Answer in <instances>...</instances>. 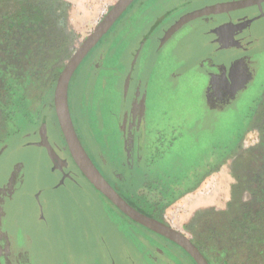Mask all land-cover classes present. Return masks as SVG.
I'll list each match as a JSON object with an SVG mask.
<instances>
[{
  "label": "rangeland",
  "instance_id": "obj_1",
  "mask_svg": "<svg viewBox=\"0 0 264 264\" xmlns=\"http://www.w3.org/2000/svg\"><path fill=\"white\" fill-rule=\"evenodd\" d=\"M19 1L1 0L0 14L16 9ZM62 1L69 52L60 63L58 75L117 0ZM202 1L206 0H194ZM174 2L135 0L123 12L104 36L108 40L103 43L102 38L74 72L69 84L70 108L83 146L103 176L128 198L143 186L153 199L154 193L173 190L177 183L185 191L188 178L198 176L197 170L208 161L214 162L213 170L200 178L194 189L160 210V220L207 245L204 239L210 233L213 236L219 228L228 227L246 207H258L264 197L260 188L254 192L247 187L252 177L258 184L262 179L255 175L259 161L250 164L251 173L247 174L235 162L230 163L238 142L252 144L260 137L259 130L264 139V17L253 25L257 51L235 59L227 55L221 64L190 63L189 49L180 40L170 43L154 65L142 52L134 68V74L139 72L124 103L122 85L133 36L154 13ZM4 47L0 46V55ZM23 81L27 105L22 107L17 100L15 113L7 121L0 120V132L7 137L0 147V264H137L128 259H135L127 246L135 243L133 234L150 236L152 243L163 237L130 221L87 179L81 188L51 187L56 176L49 169L45 152L26 143L34 141L35 135L22 134L33 124L44 128L42 113H38L41 98L45 101L47 97L52 104L55 121L56 82L47 96L38 95L35 82L28 86L29 79ZM259 114L260 122L256 118ZM246 177L250 179L246 181ZM19 185H23L22 192L14 199L11 193ZM262 185L264 188V181ZM39 193L43 218L29 221L26 217L36 211L33 196ZM6 206L9 212L5 222ZM19 208L25 209L24 214ZM195 213L202 216L196 219ZM229 242L230 237L213 239L216 248L226 245L231 249ZM148 250L144 249L145 258L140 263L159 264L149 260ZM180 254L185 259L183 264H194L183 250Z\"/></svg>",
  "mask_w": 264,
  "mask_h": 264
},
{
  "label": "flooded vegetation",
  "instance_id": "obj_2",
  "mask_svg": "<svg viewBox=\"0 0 264 264\" xmlns=\"http://www.w3.org/2000/svg\"><path fill=\"white\" fill-rule=\"evenodd\" d=\"M232 1L234 2L237 1L240 4V6L243 5L245 6L233 10H225L218 13H210L192 19L184 23L181 27H179L175 31H173L167 38L163 39V36L165 35L167 29L182 14L194 9L201 8L206 5L220 3V2H232ZM40 5H41L40 7H43V9H41L43 14L41 12H39L41 14H37L38 12L34 14L36 15L34 24L37 25L38 32L32 34V36L30 35L23 36L22 34L19 33L17 35L19 38L16 44L18 45L20 54L24 55L23 57H27L28 56L27 51H29L31 48L33 49L35 55L32 56V58H30L31 56H29L26 59L29 62L31 61V59L33 61L35 58L36 59L41 58L42 62H46V61L48 62L46 63L48 64V66L46 68L44 67L45 69L42 70V73L35 76L37 78L36 80H33L32 77L30 79L32 80L31 82H35L34 84L36 86L35 90L37 91L38 95L40 93H46L48 96L52 84L53 83L55 84L56 82L60 63L63 57L69 52L68 51L69 34H67V30H66L65 15L62 7L63 1L41 0ZM166 6L167 7L159 10V12L154 13L155 15L150 20H148L143 24L140 32L134 34L133 36L134 45L132 47L130 64L128 66V70L125 74L122 85V95L124 97L123 98L124 103H126V101L128 100V96L130 92V83L134 79L136 74L139 72L138 71L134 74V68H135L136 60L139 57V55H141L142 52L150 57V62H149L150 65H154L153 63L156 60H158L160 54L170 43H172L174 40H180L182 43H185V46H187L189 49V54H190L189 62L195 65L198 62H208L209 64H221L224 62V59L227 55L228 57L235 59L236 57L242 55H251L257 51V48H259L257 44L258 37L253 33V25L256 22V20L264 17V0H206L199 3L194 2V0H176V2L171 3L169 6L168 5ZM114 24L101 37V39L103 38L102 41L103 43L104 41L108 40V37L104 39V36L112 29ZM131 24H132L131 27H133L135 23L131 22ZM188 37H191L192 39L188 40ZM101 39L98 42H100ZM98 42L88 51V53L82 59L80 64L84 62L86 56L98 44ZM41 43L43 47L45 46L47 49L46 55H42L41 53L40 50L42 48ZM52 51L55 53V55L53 57H49V54ZM21 62L24 61L21 60ZM80 64L78 65V67L80 66ZM246 64L249 65L248 62H246ZM78 67L75 69V71L78 69ZM129 72H130V77L127 87V92L126 94H124L123 91L124 81ZM46 98L45 101L43 98H41L42 104L40 109L38 110V113L40 112V115L42 113V116L40 115L39 116L41 118V122L45 123L44 128L41 127V124H39L38 126H34L33 124L32 129L26 131L22 135L25 136L35 135L36 138L34 139V141L32 140L26 142L28 145H33L32 142H36L41 139V131L42 129H44V135L46 136L51 147L54 149L55 153L59 156V160L58 159H57L58 161L56 160L58 163L56 165V168L52 169L53 163L50 160L48 151L45 146H41L42 150L46 154L49 169L56 176V181L51 185V187H56V184H58L59 181L62 179V183L59 184L60 186L81 188L83 186L82 185L83 181L86 178L72 160L68 148L66 146L64 137L58 125L55 111L53 109V113L55 117V121H53V116L51 112L52 104L49 102L48 98L47 100ZM261 98H260L261 106L262 109H264V96L262 95ZM68 104L71 114L70 100H69V86H68ZM2 118L4 117L1 115L0 112V120ZM71 118H72V114H71ZM256 118L258 119L259 122L261 121L260 114L259 117ZM74 128L82 143V140L77 132L75 125ZM53 129L55 130L54 132H52ZM257 129L259 128L257 127ZM57 130H59L60 134L57 132ZM259 133L261 134L260 137H257V139L252 144H247L245 142L244 143L238 142L235 149V153L230 159V163L235 162V164L238 165L239 170L244 171L246 174L251 173L249 170L250 164L251 163L256 164L259 161V168L255 170L256 174L255 173L254 174L256 175V177L259 176L262 177L259 183L260 186L257 182L253 183L254 177H252L251 180H249V184L247 182V187L251 186V190L254 189L256 190L254 192H258L259 188L260 191L264 192V188L262 185L264 181V152L262 150L264 139L260 130ZM6 138L7 137L5 133L0 132V147L3 144H5L7 140ZM85 150L90 156L95 166L100 171V168L96 164L95 160L92 158L91 154L87 151V149ZM63 159H65L66 162ZM214 166H215L214 162L208 161L207 163H205L204 167L200 168V170H197L199 171L198 176H194V174H192L188 178L189 183L186 185L185 188L188 189L194 185H197L198 182L200 181V178L209 174V172L213 170ZM100 172L102 173V170ZM247 179L250 178L246 177L245 180L247 181ZM109 183L115 188V186L111 182ZM22 189H23V185H19L15 187V189L11 193L12 197H14L15 199V197H17V194L19 192H22ZM180 190H182V186H180V189L177 188V191ZM41 191L42 190H40V192ZM117 191L121 195H123L119 190ZM39 195L40 193L38 195L35 194L33 196L34 200L36 199L35 200L36 211L35 209H33L32 215L28 216V218L26 217V219L29 221L32 220L34 222L35 221L39 222V220L43 218V215L40 213L41 203L38 200ZM164 201L166 200L165 199L159 200L151 204H148L145 210H147L148 213L152 215V217L160 219L161 218L160 210L164 205ZM252 202H255V200L250 201L249 204H251ZM261 203L259 205H261ZM6 208L7 206L5 207V211H4L6 214L5 222L7 219V214L9 212V210ZM19 210L21 214H24L25 209L22 210V208H19ZM195 216L196 219H198V217H201L202 215L200 216L199 213L198 214L195 213ZM133 235H134L135 243H128L127 245L128 248H130V250L135 254V256L132 254V256L135 258L134 260H131L132 258L128 256V259L131 263L141 264L140 262L144 261L143 258H145L143 254L144 249L147 248L150 249L148 250L150 252L148 256L151 262L156 261L159 264H183V260L185 259L180 254V251L183 249L179 247L176 243L170 241L165 237L164 239L157 237L156 240H153L152 243L150 241L152 239L150 238V236H147L142 233H134ZM192 241L205 256L206 254L204 253V251L206 249L202 247L203 245L201 244L200 240L194 241L192 239ZM174 245L180 248V249L177 248L179 251H176L173 248ZM227 249L230 248L227 247ZM148 256L146 255L147 258ZM189 258L191 257L189 256ZM208 262L209 264H211L209 260Z\"/></svg>",
  "mask_w": 264,
  "mask_h": 264
},
{
  "label": "trees",
  "instance_id": "obj_3",
  "mask_svg": "<svg viewBox=\"0 0 264 264\" xmlns=\"http://www.w3.org/2000/svg\"><path fill=\"white\" fill-rule=\"evenodd\" d=\"M40 1L41 0H20L16 9L11 12L0 14V46H5L3 54L0 55V59L3 58L0 64V112L5 121L12 115L14 110L13 106L16 104L17 100L21 103L20 106L27 105V99L24 97L23 93L24 90L22 91V88H26V83H24L23 80L26 78L29 79V86L32 81L30 78L32 77L33 79L36 75L42 73V70L48 66V64H46L48 62H42L41 58H38L39 60L35 58L33 61L31 59L30 62L26 60L29 56L32 58L35 52L31 48L27 51L28 56L23 57L24 55L20 54L18 45L16 44L19 38L17 35L19 33L23 36H32V34L38 32L37 25L34 24L36 17L34 14L37 12V14H43L41 10L43 7H40ZM121 15L119 17H121ZM41 47L40 50L42 55H46V47H43V45ZM0 49L2 50V48ZM54 55L55 53L52 51L49 57H53ZM21 60L24 62H21ZM13 113H15V111ZM262 150L264 152V142ZM177 186L178 183L173 190L166 189L164 192L157 191L154 193V199L151 195H148L144 186L141 187L140 190L134 192L135 196L133 198H128L125 195L122 196L139 211L152 216L145 210L148 204L165 199L167 201L163 207H166L183 192L192 190L196 187L192 186L185 191H177ZM260 201H262L260 207H246L240 216L241 218L231 221L228 227H221L218 229V233L213 236L210 233L206 239H204L207 245L203 244L202 247L206 249L204 253L211 264H264V256H260V254H264V250L260 248L264 247V245H259L262 242L264 243V197H261ZM119 212L121 211L119 210ZM144 228L147 229L146 227ZM148 231L152 232L149 229ZM228 237H230L229 243L232 244L230 250L233 251V253L231 254L226 245L221 248H216L213 243L214 238L226 240ZM191 261L195 264L192 259Z\"/></svg>",
  "mask_w": 264,
  "mask_h": 264
},
{
  "label": "water",
  "instance_id": "obj_4",
  "mask_svg": "<svg viewBox=\"0 0 264 264\" xmlns=\"http://www.w3.org/2000/svg\"><path fill=\"white\" fill-rule=\"evenodd\" d=\"M133 1L134 0H117L95 25L92 31L75 48L68 61L65 63L56 79L53 92V105L57 122L72 160L84 177L97 191H99L118 210H120L132 221L176 243L193 259L196 264H209L207 258L189 237L164 221L139 211L109 183L86 152L73 125L68 104V86L71 76L88 51L101 39V37L110 29L118 17ZM244 6L245 5L240 6L237 1L220 2L188 11L174 21V23L167 29L163 39L167 38L173 31L192 19L202 15L218 13L225 10H233ZM129 77L130 72L127 74L124 81V94L127 92ZM32 144L40 147H46L50 160L53 163L52 169H55L58 164L57 161L59 160V156L49 144L46 136L44 135V129L41 131V139L39 141L32 142ZM63 160L66 162L65 159ZM61 183L62 179L58 184H56V186Z\"/></svg>",
  "mask_w": 264,
  "mask_h": 264
}]
</instances>
